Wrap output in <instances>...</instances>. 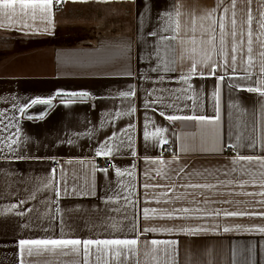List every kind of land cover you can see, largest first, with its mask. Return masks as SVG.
Here are the masks:
<instances>
[{"label": "crops", "instance_id": "0c3cea01", "mask_svg": "<svg viewBox=\"0 0 264 264\" xmlns=\"http://www.w3.org/2000/svg\"><path fill=\"white\" fill-rule=\"evenodd\" d=\"M223 7L230 17V0H53L51 22L39 14L0 16L7 25L0 27V264H85L82 248L29 255L19 247L22 239L53 238L139 241L120 258L101 253L97 261L93 248L88 264H264V196L246 194L264 187L259 175L244 184L253 177L241 171L256 174L259 166L234 162L264 156V98L246 91L264 79V0H237L234 29ZM249 10L253 65L246 79ZM210 11L215 32H204ZM71 24L91 38L62 43L59 30ZM209 35L213 43H201ZM193 61L202 74L181 79ZM200 115L220 119H168ZM250 140L256 148L246 146ZM102 158L112 165L99 168ZM193 184L215 187H186ZM232 211L257 215L224 214Z\"/></svg>", "mask_w": 264, "mask_h": 264}, {"label": "snow or ice", "instance_id": "6c2138e0", "mask_svg": "<svg viewBox=\"0 0 264 264\" xmlns=\"http://www.w3.org/2000/svg\"><path fill=\"white\" fill-rule=\"evenodd\" d=\"M57 3L63 2V0H56ZM236 2L237 0H230V6H231V16H228L229 13V8L228 7H223L220 8V11H222L225 15L226 18L230 20V23L233 26V29L236 26ZM221 3H223V0H221ZM219 8V6H218ZM52 9H53V0H0V16H3L7 18L9 21H13L15 17H21V18H30L32 20H35L37 18V15L39 14L41 19L48 20L51 22L52 19ZM180 13L177 11V16H179ZM204 19L212 20V24L209 25V28H205L204 32H215V28L213 27L216 24V21L213 19V13L210 11L206 14ZM253 17L251 15V11L249 10L247 13V18H246V24L248 25V30H247V59H246V68L244 72V78L246 79H251L252 75L250 72L251 66L253 65V57L251 55L252 53V30H251V24H252ZM18 22V21H17ZM195 23H196V18H193L192 20V27L190 28V31L192 33L196 32L195 28ZM7 25L0 23V27H5ZM219 27L221 29L225 28V24L221 22L219 24ZM261 29H264V22L261 23L260 25ZM49 29H44V31H48ZM180 30V24L177 21L176 22V31L179 32ZM229 35V33L225 32L221 36V44H225V39L224 37ZM230 35L235 39L237 36V33L233 30ZM243 35V33H241ZM215 35H209V38L207 41H204L201 39V43H208L212 44L213 41L215 40ZM163 39L166 40H175L177 37H163ZM190 42L192 44H195L197 42L196 36L193 34L190 37ZM243 43V41H241ZM262 46H264V41L261 42ZM240 50V45H233L232 51L236 52ZM192 52L196 51V48L191 49ZM228 53L227 50L224 51V56L225 58L227 57ZM261 57H264V51L260 52L259 54ZM191 59V57H190ZM233 67H234V62L236 60V57L233 56ZM211 60V56H207V59L204 61L205 66L207 65V61ZM200 63L199 61H193L192 66L189 70L188 75L182 76L181 79L187 81L191 76L199 75L202 73L197 72V64ZM225 64H227V59H225ZM215 69H212V74H214ZM260 72L264 73V62L261 64ZM259 75V73L257 74ZM220 80L223 81L224 77L221 76ZM246 91L250 93H256L260 97L264 98V79H260L257 86L253 87H247ZM130 93H125V95H129ZM134 94V93H131ZM72 95H87L86 93H73ZM33 104H45V105H50L52 101L50 99H36L32 101ZM163 115V113H161ZM169 120H176V119H187V120H195L199 122H207V123H214L219 121L220 117L214 116V117H209V116H185V117H179V116H169ZM159 131V130H158ZM147 135V134H146ZM225 147H239V145H224ZM247 147L251 148H256L257 143L253 141H249V143L246 145ZM211 151L218 152L222 151V148H213ZM97 155H103V156H109L111 155V150H101L97 152ZM248 162V163H255L259 166L257 173L253 174L251 173L247 168H242L241 171L247 172L250 176L253 177L252 180H246L243 183L248 184V183H254L256 182L255 176L259 175L260 180L258 181L261 187H264V156L256 155H237L234 157V162L236 164H239L240 162ZM235 171V169H232ZM102 171H107V169H103ZM117 173L119 175H124V173L120 172L117 169ZM226 183L231 184L233 181H227ZM243 186V185H241ZM145 187H148L147 185ZM186 187L189 188H213L215 185H209V184H204V185H199V184H193V185H186ZM59 191H57V195H59ZM247 195H261L264 196V192L260 193H246ZM179 199V197H178ZM25 203L24 201H21V204ZM261 203H264V201H261ZM155 211V210H153ZM181 211L183 212H188V209H182ZM149 210L145 209L144 210V217L147 219L149 218L148 216ZM23 214V213H21ZM226 216H238V215H257V213H247V212H225L224 213ZM171 216V213L168 214ZM216 215H219V212L216 213ZM259 215H264V213H259ZM145 231H159L158 229H145ZM164 231H172L171 229H165ZM184 231L192 232L195 233L196 231H204L203 229H197V230H192V229H186ZM225 232L230 231V229L225 228ZM259 231L264 232V228L259 229ZM139 243L138 239H78V238H53V239H22L19 241V247L21 251L27 250L29 255H32L33 252L35 251L36 254H40L42 252H57L61 251L64 252L65 250H69L71 252L79 254L81 252V248L83 249V254L85 257V264H88L87 258L91 255V252L93 248H95V251L97 253L96 259L97 261L100 260V254L104 253L105 255L112 254L114 255L115 258H120L121 255L123 254V250L126 251H134L135 246H137ZM174 244L175 242L171 241H158V240H152L151 244L153 246L160 245V244Z\"/></svg>", "mask_w": 264, "mask_h": 264}, {"label": "rangeland", "instance_id": "374dc122", "mask_svg": "<svg viewBox=\"0 0 264 264\" xmlns=\"http://www.w3.org/2000/svg\"><path fill=\"white\" fill-rule=\"evenodd\" d=\"M64 4V0L63 2L59 3V5H63ZM87 22H93L90 17H87ZM73 24L66 26L68 28L64 29L61 28L59 31L61 32L60 34V38L59 40H64L62 43H80V42H84L87 41L89 38H91V31L89 29H82L80 30L79 28L75 29L74 26H72ZM63 27V26H62ZM82 28H85V26H81ZM68 41V42H67ZM59 43V42H57ZM165 147V146H164ZM163 147V148H164ZM169 147V146H168ZM170 152V151H169ZM162 153H163V149H162ZM168 154V153H167ZM103 159V158H102ZM109 159V158H107ZM111 160V159H110ZM55 162V161H54ZM53 162V164H54ZM59 162V160H58ZM112 162V161H111ZM99 163V162H98Z\"/></svg>", "mask_w": 264, "mask_h": 264}, {"label": "built area", "instance_id": "2783aa9c", "mask_svg": "<svg viewBox=\"0 0 264 264\" xmlns=\"http://www.w3.org/2000/svg\"><path fill=\"white\" fill-rule=\"evenodd\" d=\"M169 151H170V148L168 146H165L163 148V154H167V153H169ZM58 164H59L58 160H55L54 167H57ZM111 165H112L111 160L110 159H107V158L101 159L99 161V163H98V167L99 168H109Z\"/></svg>", "mask_w": 264, "mask_h": 264}, {"label": "water", "instance_id": "95a60500", "mask_svg": "<svg viewBox=\"0 0 264 264\" xmlns=\"http://www.w3.org/2000/svg\"><path fill=\"white\" fill-rule=\"evenodd\" d=\"M29 112H30V111H28V112H27L26 116H28V115H29Z\"/></svg>", "mask_w": 264, "mask_h": 264}]
</instances>
